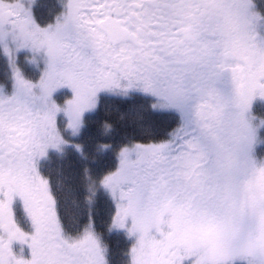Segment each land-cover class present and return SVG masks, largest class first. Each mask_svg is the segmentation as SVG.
Listing matches in <instances>:
<instances>
[{
    "label": "snow or ice",
    "instance_id": "obj_1",
    "mask_svg": "<svg viewBox=\"0 0 264 264\" xmlns=\"http://www.w3.org/2000/svg\"><path fill=\"white\" fill-rule=\"evenodd\" d=\"M261 24L256 0H0L9 69L0 80V264H110L91 213L67 232L38 170L49 149L69 144L57 115L79 135L101 92H138L149 111L179 117L163 141L122 145L117 168L98 181L85 170V201L99 185L115 201L108 231L135 237L127 264H264V159L255 155L264 119L251 115L264 100ZM21 53L37 68L43 59L37 81L19 68ZM64 87L73 98L61 107L52 97ZM137 128L153 132L143 117ZM113 131L103 124L102 134Z\"/></svg>",
    "mask_w": 264,
    "mask_h": 264
},
{
    "label": "trees",
    "instance_id": "obj_2",
    "mask_svg": "<svg viewBox=\"0 0 264 264\" xmlns=\"http://www.w3.org/2000/svg\"><path fill=\"white\" fill-rule=\"evenodd\" d=\"M126 113L125 105H100L96 115L90 117L84 124L82 135L77 141L80 150L73 146L70 149V154H67L60 164L50 165L52 173L58 176L57 179L52 178V180L61 181L60 184H63L61 187L66 190L67 212L75 213L77 209H80V213L83 215L89 216V213H91L97 230L102 232L104 236L105 233H110L108 227L110 217L115 212V206L99 185H97L94 203L90 206L85 201L83 187L85 170L98 181L108 172L115 171L118 166L117 153L120 147L127 144L129 140L147 142L149 139L157 137L164 140L175 128V122L171 120L170 115H168V118L165 114L146 110L139 117H143L144 123L153 125V132L151 135H142L137 128L139 117L132 116L129 119ZM121 116H123V119H121ZM104 123L114 125V131L111 134H102ZM102 144L111 145V147L102 150L99 147ZM73 201H75L74 204ZM69 208H71V211H69ZM85 222L84 220L83 224ZM111 235L110 246L115 251V253H112V257L114 254L115 261L118 260V264H127L128 245L126 240L119 234L113 233Z\"/></svg>",
    "mask_w": 264,
    "mask_h": 264
},
{
    "label": "flooded vegetation",
    "instance_id": "obj_3",
    "mask_svg": "<svg viewBox=\"0 0 264 264\" xmlns=\"http://www.w3.org/2000/svg\"><path fill=\"white\" fill-rule=\"evenodd\" d=\"M5 2H9V0H5ZM257 11L261 15H264V7L263 9H257ZM260 26H261L260 31L264 32L262 30V28L264 27V24H261ZM18 66L23 72L25 78L30 79L33 82L37 81L40 78V75L42 74V71L45 67L42 58H40L38 68L34 65H30L26 63L23 53L20 54ZM8 72H9V69L7 67V58L3 55L2 52H0V80H2L5 74H7ZM72 98H73V93L67 87L58 89L56 92L53 93V97H52L53 101L56 102L61 107L65 105L67 100H70ZM98 99H99V104L96 110L91 111V112H86L84 114L83 116L84 124L90 117L96 115L100 105H125V110L127 112L126 115L128 116L129 119H131L132 116L139 117L141 116V114L145 113L146 110H148V100L150 98L143 97V95L138 92L130 93V98L117 97V96H114L106 92H101L98 94ZM259 100L260 99H257L256 101H254L252 105L251 115L253 116H254V105H260L258 103ZM141 105H143L142 108L140 107ZM165 115L167 116L170 115L172 117L171 120L175 122V127L178 126L179 117L176 113H165ZM57 124L64 138L67 141H69V144L65 146L63 148V151L61 152H57L56 150L49 149L47 156L45 158H42L38 162V170L42 177L50 181V186L53 190V194L57 197V200H58V210L62 217V223L64 224L66 231L69 233H74L76 229L82 228V224L84 220L87 222L88 215H83L82 213H80V209H77V212L75 213L67 212L68 206H67V199H66V190L65 188L61 187L63 185V184H60L62 183L61 181L58 182V181L52 180V178L57 179L58 176L52 173V168L50 167V165L55 166L57 163L60 164V162H62L66 158V155L70 153V152L69 153L66 152V147H71L72 142L80 138L83 128L81 129L80 134L77 136H72L71 134H67L68 132V130H66L67 119L62 112L57 115ZM165 139H167V137ZM149 140L156 141V142L163 141L162 138H158V137L152 138ZM20 207H21L20 203L17 200L16 203L14 204V209L16 210L17 219L19 221L20 227L26 232H31L32 228H31L30 222H28L23 217V214L20 211ZM21 247L22 246L19 245L18 243H14L13 244L14 253H16L17 255H20ZM22 255H23V258L30 259V250L27 248V246H23ZM110 264H115V263L110 262Z\"/></svg>",
    "mask_w": 264,
    "mask_h": 264
},
{
    "label": "rangeland",
    "instance_id": "obj_4",
    "mask_svg": "<svg viewBox=\"0 0 264 264\" xmlns=\"http://www.w3.org/2000/svg\"><path fill=\"white\" fill-rule=\"evenodd\" d=\"M256 4H257V9H260V6H261V8L264 7V0H256ZM260 29H261V26H260ZM262 30L264 31V27L262 28ZM260 104L261 105H254V116L258 118L257 120L254 121L255 124H258L260 119H264V110H263L264 109V101H262ZM67 134H71V132L68 131ZM258 137L261 141H264V127H261L258 130ZM255 153H256L255 154L256 158L258 160L264 159V143H260L255 148ZM105 193L110 197L111 201L113 202V204L115 206V201L111 198L110 194L106 191H105ZM113 231L118 233L121 237H124V238H125V236L127 237L128 241L131 243V245L129 246V249L135 243V237L129 238L126 231H124V230H113ZM128 259H129V257L127 258V260Z\"/></svg>",
    "mask_w": 264,
    "mask_h": 264
},
{
    "label": "bare ground",
    "instance_id": "obj_5",
    "mask_svg": "<svg viewBox=\"0 0 264 264\" xmlns=\"http://www.w3.org/2000/svg\"><path fill=\"white\" fill-rule=\"evenodd\" d=\"M262 9H263V7H262Z\"/></svg>",
    "mask_w": 264,
    "mask_h": 264
}]
</instances>
